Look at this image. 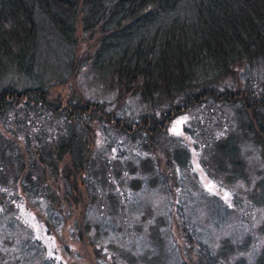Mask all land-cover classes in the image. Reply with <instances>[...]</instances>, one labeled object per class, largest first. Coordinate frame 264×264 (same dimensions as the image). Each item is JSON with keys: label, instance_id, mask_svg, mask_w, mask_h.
<instances>
[{"label": "trees", "instance_id": "16d2710c", "mask_svg": "<svg viewBox=\"0 0 264 264\" xmlns=\"http://www.w3.org/2000/svg\"><path fill=\"white\" fill-rule=\"evenodd\" d=\"M245 140L255 185L224 201L206 183L247 179ZM232 202L241 240L209 229ZM258 207L264 0H0V264L36 231L78 264H264Z\"/></svg>", "mask_w": 264, "mask_h": 264}, {"label": "rangeland", "instance_id": "374dc122", "mask_svg": "<svg viewBox=\"0 0 264 264\" xmlns=\"http://www.w3.org/2000/svg\"><path fill=\"white\" fill-rule=\"evenodd\" d=\"M72 86L71 84L67 83V84H62L61 86H55L51 89L53 94H67L70 90H71ZM86 90V89H84ZM86 93L88 91H85ZM225 115L227 116V118L229 120H231V125H233L232 121L234 120V112L233 109L228 108L224 111ZM189 117L188 113H184V114H179V116L173 117L170 121H169V125H168V132H176L177 134L180 133L181 131V127L184 126V123L186 121V119ZM249 142L248 140H245L241 143V147L242 149H248ZM243 161H245L246 165H247V179L243 182L238 181L236 182V184L233 185L234 188H232L231 190L228 191H222L218 188V185H216V183H214L213 185L209 182H207V174L205 175V173H199V178L202 180V182H207L206 184H208V190L210 192H213L214 194H218L219 199H223L224 201H231L234 200L236 197L238 198L240 197H244L247 198L248 197V192H250V189L252 187H254L255 182L254 181H250V178L255 176V174L257 173V171H255L254 169H251V166L254 164V162L252 160H249L248 157H246V150L242 153L241 155ZM257 167V166H256ZM256 169V168H255ZM152 197H147L146 195L144 196V199H147L149 201H151ZM229 198H232L231 200ZM227 203V202H226ZM231 204V207H229V210H231V216L229 217V220H227V225H225L224 227H222L221 229H219L218 231H216L214 228H212L209 225V229L212 233H215L216 235L219 234V236H221L222 238L227 237V235L229 234L230 236H233V240H241L244 239L247 236V231L242 232L241 234H236L238 230L242 229L243 225L240 224V222H237V215H236V210L238 208V205H235L233 202L229 203ZM201 210H199L198 212H200ZM213 212V209L211 210ZM243 211V210H241ZM257 221L259 223L264 224V207H258L257 211ZM9 215V213H7ZM24 217L27 221L28 224H30V226L32 228H35L36 226H38V224H36V218L33 215H29L28 213L24 212ZM219 215H220V220L224 219V217H226V215L224 214V211H219ZM250 219L253 221V217H250ZM202 220L204 223H207L208 217L207 216H202ZM254 225V224H253ZM256 225V224H255ZM254 225V226H255ZM24 226V225H22ZM16 232H18L19 234H21L23 240L26 239L27 232L26 231H22V233L19 231L18 226L16 227ZM38 236V238L41 240L42 244L44 245L45 249L44 251H39L40 249L37 248V252L33 255L34 257L28 261V264H52V259L49 258L48 256H55L56 260H58L59 258L62 259L64 262H66L67 260V264H78V260L77 258L72 255V254H68L67 255L63 254L60 245L58 242L57 243H52V241L50 240L49 242V237L48 236H44L43 234L47 235L46 233H39L38 231L35 232ZM264 235L260 236V239H263ZM86 241V240H85ZM33 246V245H32ZM75 245H69V248H73ZM68 244L65 243L64 248L67 250ZM81 244L78 245V248H81ZM20 248V247H19ZM18 248V249H19ZM63 248V250H64ZM22 249V248H21ZM21 249L19 251H21ZM65 251V250H64ZM68 251V250H67ZM42 253H44L42 255ZM16 255L15 258L20 261L21 258H23V256H21L18 253V250L16 251ZM42 256V257H41ZM83 259L86 260V257H84ZM15 261V260H14ZM86 263L88 264V259L86 260Z\"/></svg>", "mask_w": 264, "mask_h": 264}]
</instances>
